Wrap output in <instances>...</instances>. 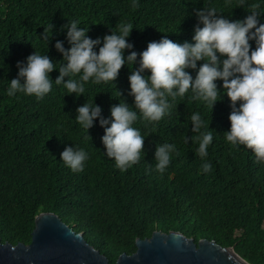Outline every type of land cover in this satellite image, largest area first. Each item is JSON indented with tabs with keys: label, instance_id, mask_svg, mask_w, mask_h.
I'll list each match as a JSON object with an SVG mask.
<instances>
[{
	"label": "trees",
	"instance_id": "obj_1",
	"mask_svg": "<svg viewBox=\"0 0 264 264\" xmlns=\"http://www.w3.org/2000/svg\"><path fill=\"white\" fill-rule=\"evenodd\" d=\"M211 2L234 20H243L250 11L236 8L235 0L230 7H223V0ZM256 2L259 0H249ZM204 3L209 0H139L134 9L130 0H0L2 243L29 245L37 217L55 213L76 232H84L88 243L110 264H116L123 254L136 253L137 240L158 231L181 233L196 244L207 240L223 248L234 247L248 263L264 264V166L255 163L249 150L233 148L223 138L230 128L227 97L213 111L199 101L178 98L177 110L174 107L155 126L138 121L134 126L146 138L145 155L121 171L103 155L104 129L99 120L89 130L91 139L75 121L78 107L93 103L94 98L102 117L110 118L111 107L120 99L111 82L89 83L79 98L65 96L69 93L55 84L39 100L22 93L7 95L8 83L18 74L17 63L34 50L47 52L39 36L44 29L51 35V25L48 54L53 61L62 59L55 50L57 41L69 47L66 30L61 29L71 20L89 26L92 39L110 34L109 29L115 30L118 23H131L135 28L128 42L140 53L163 34L179 43L191 42L197 23L195 10ZM58 75L51 73L52 80ZM129 75L128 68H122L115 85L132 105ZM197 111L216 132L203 160L189 125L190 114ZM164 143L175 144L177 152L161 174L156 171L154 155L156 147ZM68 147L88 152L90 159L82 172H73L61 162L60 154ZM205 162L212 166L207 173L202 171Z\"/></svg>",
	"mask_w": 264,
	"mask_h": 264
},
{
	"label": "clouds",
	"instance_id": "obj_2",
	"mask_svg": "<svg viewBox=\"0 0 264 264\" xmlns=\"http://www.w3.org/2000/svg\"><path fill=\"white\" fill-rule=\"evenodd\" d=\"M130 2L134 9L139 7V0ZM235 3L236 8L250 9L243 20L227 18L222 8L209 0L202 9L195 10L197 23L191 42L179 43L163 34L159 41L148 43L146 50L140 53L133 51V45L128 42L135 28L131 23H118L115 30L109 29L110 34L92 39L88 35L89 26L81 27L78 20H71L61 29L66 30L69 47L57 41L55 50L62 59L53 61L48 54L53 36L51 25V35L44 29L39 36L46 43L47 52L34 50L25 61L17 63L18 74L8 83L7 95L14 97L22 93L39 100L48 95L55 84L69 93L65 96L79 98L84 96L87 84L111 82L120 99L111 107L110 118L102 117L94 98L93 103L85 102L78 107L75 121L91 139L89 130L99 120V126L104 129L103 155L114 161L121 171H127L140 162L142 153L145 155L146 138L134 126L138 121L155 126L169 116L174 107L177 110L178 98L199 101L213 111L214 106L227 97L231 108L230 128L223 138L233 148L249 150L255 163L264 166V22H261L264 0L256 3L235 0ZM232 5L233 0H223V7ZM124 67L130 73L128 95L133 100L132 105L115 85ZM54 71L59 73L55 81L51 78ZM189 119L191 132L196 134L198 142L196 152L203 160L208 156L215 131L210 130V124L198 111L191 113ZM184 142H190L188 136ZM175 152V144L157 146L156 171L163 174ZM60 159L71 171L82 172L90 157L82 148L68 147L60 154ZM211 167L205 162L202 171L207 173Z\"/></svg>",
	"mask_w": 264,
	"mask_h": 264
},
{
	"label": "water",
	"instance_id": "obj_3",
	"mask_svg": "<svg viewBox=\"0 0 264 264\" xmlns=\"http://www.w3.org/2000/svg\"><path fill=\"white\" fill-rule=\"evenodd\" d=\"M55 213H42L29 245L2 243L0 264H110L109 259L88 243L85 233H76ZM133 255L123 254L116 264H250L234 248L216 242L188 239L181 233L155 232L137 240Z\"/></svg>",
	"mask_w": 264,
	"mask_h": 264
}]
</instances>
